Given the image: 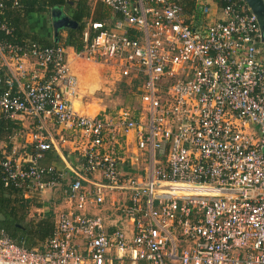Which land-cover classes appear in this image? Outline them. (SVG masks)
<instances>
[{
	"label": "built area",
	"instance_id": "obj_1",
	"mask_svg": "<svg viewBox=\"0 0 264 264\" xmlns=\"http://www.w3.org/2000/svg\"><path fill=\"white\" fill-rule=\"evenodd\" d=\"M90 1L109 13L76 49L10 39L0 0V179L65 204L33 247L1 231V264H264L256 16L243 0ZM71 53L102 67L99 89L83 92ZM112 88L127 101L82 112ZM51 150L63 165L40 163Z\"/></svg>",
	"mask_w": 264,
	"mask_h": 264
},
{
	"label": "trees",
	"instance_id": "obj_2",
	"mask_svg": "<svg viewBox=\"0 0 264 264\" xmlns=\"http://www.w3.org/2000/svg\"><path fill=\"white\" fill-rule=\"evenodd\" d=\"M88 0H30L29 3L19 0L21 7L13 10L9 15L13 16L16 36L23 35L19 23L29 18L31 13H43L49 7L66 6L69 10V16L76 22L74 27H68L65 44L79 49L81 46L80 33L84 28L86 19L89 17L90 8ZM10 5V3H9ZM17 8V7H16ZM17 36V37H18ZM27 36V35H25ZM58 38V36L56 37ZM12 40L18 38L10 37ZM41 45H51L55 39L50 37H34ZM12 123L0 120V138L11 130ZM19 192L13 187H5L0 179V232L5 231L16 243L23 244L30 248L40 243L47 235L52 232L54 220L50 216L39 220L28 219L27 205L23 199L17 198Z\"/></svg>",
	"mask_w": 264,
	"mask_h": 264
},
{
	"label": "crops",
	"instance_id": "obj_3",
	"mask_svg": "<svg viewBox=\"0 0 264 264\" xmlns=\"http://www.w3.org/2000/svg\"><path fill=\"white\" fill-rule=\"evenodd\" d=\"M19 1V0H18ZM24 3H29L30 0H22ZM7 2V7L5 11V18L12 24L14 28V37L18 39H31L38 36V37H50L55 39V42H59V40L62 38L59 36V33H56L57 31L54 28L53 22L55 21L56 13L59 12V16L65 15V9L67 10V7H59V6H53L49 7L47 11H44L43 13H31L29 18H26L24 21L19 23V26H21L22 32L24 33L22 36L17 35L16 36V31L15 27L17 26L13 22V16L9 15V13H13V10L19 9L21 5L19 4L20 7H12L9 5L11 2L10 0H6ZM88 5L90 8V14L89 17L86 19L87 20H99L104 18L106 15H108L109 10L108 8L100 3V2H93L88 0ZM62 13V14H61ZM69 13V10H68ZM213 15L214 17L217 16V13L213 10ZM212 17V18H214ZM52 27V31H51ZM27 35V36H25ZM67 35V34H66ZM58 36V38H56ZM65 38L63 40L61 39L62 43H65ZM36 41V40H34ZM37 42V41H36ZM69 62L72 70L76 72L80 79V84L83 88V92H86L87 94L91 93L89 91L93 89L94 85L90 84V82L93 79H96L97 72L99 73V78L102 76V67L98 63H94L88 60H85L83 58H77L73 56V53L70 54L69 57ZM94 65V66H92ZM86 81L87 84H82V81ZM90 84V85H89ZM89 86V88H88ZM94 91V90H93ZM95 97L92 95H89L87 98L84 99V104L81 106L82 112L86 114H96L98 112H92L94 109L92 107H88V99L89 98ZM14 126V125H13ZM4 139L0 138V142L3 143ZM66 158V157H65ZM70 160L69 162L73 164L75 162V158L73 155H70L68 157ZM67 160V158H66ZM40 163L43 165L47 164H53L56 166H61L64 164V160L62 157L55 151H47L45 152L44 157L40 160ZM62 193L60 188H56L53 191H45L41 197H36V196H30V195H19L17 198L23 199V202L27 205L28 208V213L27 217L29 219H34V220H39L42 218H46L50 216L52 220H54V215L57 210H61L65 207V204L61 200ZM90 212H99V210H95L93 208L89 209ZM48 236V235H47Z\"/></svg>",
	"mask_w": 264,
	"mask_h": 264
},
{
	"label": "rangeland",
	"instance_id": "obj_4",
	"mask_svg": "<svg viewBox=\"0 0 264 264\" xmlns=\"http://www.w3.org/2000/svg\"><path fill=\"white\" fill-rule=\"evenodd\" d=\"M62 14V13H61ZM65 15L63 16H69V13H68V9L66 10L65 9V12H64ZM70 17V16H69ZM67 27H61V28H58L56 31V33H59V36L62 37L61 39L63 40V38L66 36L67 34ZM51 31H52V27H51ZM61 39L59 40V42H62ZM264 49V47H262ZM94 66V65H92ZM82 81V80H81ZM96 82V83H95ZM92 83V85H94L93 89L90 90L89 86V91L92 92L93 90L95 89H99V84H100V78H99V73L97 72V75H96V79H93L90 84ZM82 84H87L86 81H82ZM89 84V85H90ZM127 99L126 97L123 95V92L122 90L121 91H114L113 88L111 89L110 92H108L107 95L103 96L101 100H99V90L96 92L95 94V97L93 98H89L88 99V107H92L94 109V111L92 112H98L99 110L101 109H106V110H111L113 109L117 104H120V103H123V102H126ZM109 211H111L112 214L111 217L112 219L113 218H116V213L114 211V208H113V205L110 204L109 205ZM29 217L26 216V220H28ZM1 264V263H0Z\"/></svg>",
	"mask_w": 264,
	"mask_h": 264
},
{
	"label": "water",
	"instance_id": "obj_5",
	"mask_svg": "<svg viewBox=\"0 0 264 264\" xmlns=\"http://www.w3.org/2000/svg\"><path fill=\"white\" fill-rule=\"evenodd\" d=\"M250 11L256 16L260 31L262 33V39L264 40V0H243ZM59 12L56 13L55 21L53 22L55 30L63 27H74L76 22L69 16H59Z\"/></svg>",
	"mask_w": 264,
	"mask_h": 264
},
{
	"label": "bare ground",
	"instance_id": "obj_6",
	"mask_svg": "<svg viewBox=\"0 0 264 264\" xmlns=\"http://www.w3.org/2000/svg\"><path fill=\"white\" fill-rule=\"evenodd\" d=\"M96 83V82H95ZM92 84V83H91ZM1 263V262H0Z\"/></svg>",
	"mask_w": 264,
	"mask_h": 264
}]
</instances>
